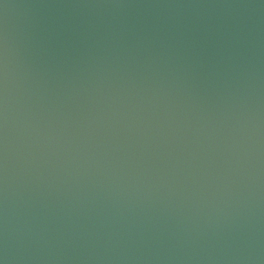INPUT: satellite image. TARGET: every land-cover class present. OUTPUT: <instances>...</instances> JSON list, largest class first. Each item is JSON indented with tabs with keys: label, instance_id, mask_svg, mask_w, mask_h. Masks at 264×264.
<instances>
[{
	"label": "water",
	"instance_id": "obj_1",
	"mask_svg": "<svg viewBox=\"0 0 264 264\" xmlns=\"http://www.w3.org/2000/svg\"><path fill=\"white\" fill-rule=\"evenodd\" d=\"M0 264H264V0H0Z\"/></svg>",
	"mask_w": 264,
	"mask_h": 264
}]
</instances>
